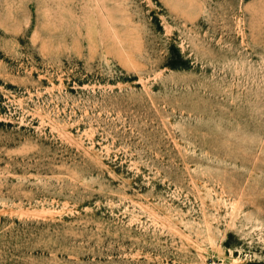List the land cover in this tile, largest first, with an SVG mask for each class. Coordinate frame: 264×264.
Wrapping results in <instances>:
<instances>
[{
  "label": "rangeland",
  "instance_id": "obj_1",
  "mask_svg": "<svg viewBox=\"0 0 264 264\" xmlns=\"http://www.w3.org/2000/svg\"><path fill=\"white\" fill-rule=\"evenodd\" d=\"M0 264H264V0H0Z\"/></svg>",
  "mask_w": 264,
  "mask_h": 264
}]
</instances>
